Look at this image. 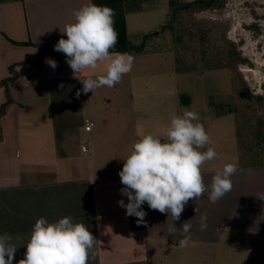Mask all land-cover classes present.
I'll return each mask as SVG.
<instances>
[{"label":"crops","instance_id":"obj_1","mask_svg":"<svg viewBox=\"0 0 264 264\" xmlns=\"http://www.w3.org/2000/svg\"><path fill=\"white\" fill-rule=\"evenodd\" d=\"M89 2L96 4V0L0 4V83L11 66L28 62L17 68L12 131L0 143V234H11L19 247L13 264L24 258L37 219L56 222L64 216L85 223L97 239L88 264H211L209 259L222 255L225 231L235 225L238 215L233 177L231 191L212 203L210 186L219 170L201 168L207 191L190 200L174 222L180 228L191 220V239L185 248L179 247L180 231L168 234L170 215L145 203L144 228L137 230L131 225L132 216L118 205L121 199L128 202L121 195L124 186L118 175L123 159L145 134L166 139L176 107L166 99L152 103L148 85L137 96L139 107L132 105L133 92L130 96L119 92L113 103L102 87L93 93L80 91L81 81L102 75L106 65L75 77L66 59L60 64L59 59L66 57L54 45L62 36L67 38L62 33L65 25L74 22V12ZM46 58L55 60L57 67L49 66ZM4 99L0 91V104ZM86 119L94 123L90 132L85 131ZM202 215L207 216L204 231Z\"/></svg>","mask_w":264,"mask_h":264},{"label":"rangeland","instance_id":"obj_2","mask_svg":"<svg viewBox=\"0 0 264 264\" xmlns=\"http://www.w3.org/2000/svg\"><path fill=\"white\" fill-rule=\"evenodd\" d=\"M169 13V1L159 0L126 15L127 41L136 47L145 44V49L128 53L134 63L119 82L120 87L104 86L101 90L113 103L119 92L129 96L133 92L132 105L139 107L137 96L148 85L152 103L166 99L178 115L184 109L199 114L217 153L202 168L222 171L227 163L238 166L231 177L238 199L235 225L225 231L222 255L209 262L264 264V0H228L221 10L184 16L185 26L212 31L216 42L212 53L217 52L220 60H230V56L237 62L240 59L233 69L226 65L222 70L201 74L179 73L172 44L164 38L151 36L145 40L161 31ZM192 43L188 42L183 50L189 64H206L212 59L209 55L203 61L196 51L197 44ZM169 89L173 96L167 94ZM184 99L190 105H184Z\"/></svg>","mask_w":264,"mask_h":264},{"label":"clouds","instance_id":"obj_3","mask_svg":"<svg viewBox=\"0 0 264 264\" xmlns=\"http://www.w3.org/2000/svg\"><path fill=\"white\" fill-rule=\"evenodd\" d=\"M114 17L111 7L89 2L74 12V22L65 25L62 33L67 38L62 36L54 45L55 51L65 55L75 77L86 69L96 70L101 64L106 65L102 75L81 81L80 91L85 94L104 86L114 87L132 70L134 57L131 54L110 52L118 41ZM45 62L53 69L57 67L55 60L46 58ZM210 143L197 112L184 109L182 114L172 113L166 139L158 134H145L132 144L130 154L123 159L118 175L124 186L120 189L121 195L126 196L128 202L125 204L121 199L118 205L126 210L127 216L136 217L138 224L144 223L147 215L142 207L145 203L152 210L170 215L168 234L180 231L183 238L179 247H187L191 239V220L180 228L174 222L180 219L190 200L199 199L207 191L201 168L217 157L214 148L207 147ZM237 168V164L227 163L213 176L208 196L212 203L231 191V177ZM207 227V216L202 215L200 230ZM13 241L11 234H0V264H13L19 248ZM96 242L88 226L73 222L71 216L56 222L40 217L34 223L24 258L18 264H88Z\"/></svg>","mask_w":264,"mask_h":264},{"label":"trees","instance_id":"obj_4","mask_svg":"<svg viewBox=\"0 0 264 264\" xmlns=\"http://www.w3.org/2000/svg\"><path fill=\"white\" fill-rule=\"evenodd\" d=\"M24 0H0V4L8 2H22ZM159 0H96L98 5H107L114 9V27L118 33V41L115 48L110 49V52L121 53H141L145 49V44L140 47L131 45L127 41V25L126 15L134 12L141 11L145 3L154 2ZM170 6V13L167 23L162 27L160 32H155L145 38L147 40L151 36H159L164 40L172 44V51L177 63V71L179 73L198 74L206 70H222L224 68L233 69L238 62L233 60L230 56V60L227 57V61L220 60V57L212 52L216 51V42L212 40L213 33L210 30L195 29L184 25L185 15H196L207 11L221 10L225 7L228 0H168ZM216 37V36H215ZM172 40H171V39ZM215 40V39H214ZM197 44L196 51L200 54V58L205 61L206 58L211 55L206 64L191 65L186 60V55L183 50L186 51V45ZM32 45V43H28ZM43 52V51H42ZM66 58L59 59L60 64H63ZM200 60V59H199ZM24 62L21 64H26ZM21 64L13 65L9 68V76L0 83V91L4 93V101L0 104V143L6 139V133L12 131V125L14 121V107H16L15 91L19 81V74L17 71L18 66ZM235 70V69H234ZM188 99L182 100V103L186 106L190 105ZM187 101V102H186ZM202 122V120H200ZM205 127V126H204ZM208 147V146H207ZM206 150V149H205ZM131 225L134 229H143L144 223H137V218L132 216L130 218Z\"/></svg>","mask_w":264,"mask_h":264},{"label":"built area","instance_id":"obj_5","mask_svg":"<svg viewBox=\"0 0 264 264\" xmlns=\"http://www.w3.org/2000/svg\"><path fill=\"white\" fill-rule=\"evenodd\" d=\"M94 127V123L88 119L85 120V131L90 132ZM83 151H87L86 147H83Z\"/></svg>","mask_w":264,"mask_h":264}]
</instances>
